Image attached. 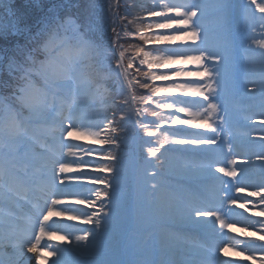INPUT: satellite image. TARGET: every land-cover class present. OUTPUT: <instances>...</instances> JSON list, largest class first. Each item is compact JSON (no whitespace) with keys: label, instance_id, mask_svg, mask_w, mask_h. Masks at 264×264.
I'll use <instances>...</instances> for the list:
<instances>
[{"label":"snow or ice","instance_id":"1","mask_svg":"<svg viewBox=\"0 0 264 264\" xmlns=\"http://www.w3.org/2000/svg\"><path fill=\"white\" fill-rule=\"evenodd\" d=\"M134 4L138 14L129 23L138 25L135 38L141 43L125 48L121 33L124 36L133 35L126 27L117 31L114 26V36L109 38L107 45L91 43L81 36L69 39L60 32L62 25L58 22L57 11L61 5L54 4L43 19L30 26L31 22L20 18L11 21L12 17H16L12 0H0V35L5 33V19H10L13 34L23 37V42H16L10 50H0V69H3L6 61L9 74L19 81L18 93H14L12 99H21L32 111L39 113L48 126L53 141L58 145V150L47 148L36 157V174L44 177L50 167L51 180L40 179L37 184L43 206L37 207L32 215L29 222L31 234L25 231L20 238L9 241L13 252L7 259L0 257V264H31L32 257L28 256L29 253L35 257L36 264H48L47 257L53 258L51 264H78L76 261H69L67 255L88 253L92 242L104 230V225L114 213L112 192L116 191L118 150L128 139L130 124L143 130L148 138H164L163 141L141 138L140 143L141 148L147 146V156L155 158L160 164H163L164 153L177 150L174 147L165 148V144L179 145L197 154H205V162L198 169L204 177V183L189 200L186 212L190 227L207 236L209 241L223 236L224 229L231 232L237 224V221L226 218L222 211L223 205H235L248 211L250 202L231 195L233 191L239 193L252 187L248 196L259 197L258 204L264 205V183H246L249 179L247 169L236 167V156L239 153L234 152L235 146L231 139H225L224 136L230 121L229 110L223 99L225 89L221 66L224 57L204 46L205 26L201 18L205 16V6L202 0H150V3L148 0H134ZM253 5L255 11L264 14V0H247L243 9L246 12ZM214 7L219 13V26L229 31L233 44L237 41L247 44L245 55L256 44L261 49L259 55L264 58V15L259 17L261 23L258 37L253 34L254 26H249L246 17L243 24L235 23L236 0H214ZM20 23L25 26L19 27ZM189 39L192 41L191 45H174L177 40ZM198 39L200 43H197ZM71 41H75L74 46L82 53L100 57L96 71L110 82L108 99L102 102L100 109L91 117L83 116L75 95L67 94L71 88L70 79L75 78L78 69L51 79L45 76L42 89H36L32 82L33 73H43L55 63L54 53L67 48ZM41 56L43 59L37 68L36 61ZM178 64H193L195 67H174ZM181 77H195L196 80H181ZM245 80L246 83L241 84L237 78V90L242 86L246 95H253L257 91L264 94V78L259 83L250 76H245ZM139 89L145 91L138 92ZM37 95L40 98L39 104L34 106L32 99ZM228 95L234 96L236 92L229 89ZM157 109L168 110V114L164 115L163 111ZM149 114L152 119L148 118ZM249 119L253 122L252 118ZM258 123L264 124V114L259 117ZM174 126L204 129L205 132H189L184 127ZM259 138L264 141V134ZM69 140L89 141L100 147L65 143ZM86 156L95 159H85ZM221 158L227 160V163H222ZM260 158L264 159V156ZM144 163L149 165L145 172L150 175L151 190L155 192L159 189L157 178L162 169L152 159H145ZM239 163L248 165L251 161L244 158ZM85 168L90 171H84ZM67 173L76 175H60ZM98 173L109 175L101 176ZM215 173H221L222 177L230 179L224 180L215 176ZM84 184H102L104 187L102 190L88 189L85 194ZM93 194L95 200L91 198ZM97 201L102 203L98 205ZM71 205H87L95 211L74 212ZM252 215L264 217V209L254 211ZM53 216L66 217L69 221L79 220L82 224L94 227L79 229L78 232L82 234L65 232L58 235L59 230L49 223ZM257 224L259 228L255 226ZM240 226L244 231L252 229L253 234L264 233V220ZM45 238L49 241L55 239L70 242L71 246L65 248L60 245H42L41 241ZM257 239L264 241V234L258 235ZM2 243L0 240V244ZM243 244L238 251L248 253V259H264V243L248 240ZM225 250L224 245L216 249L217 253ZM257 252L261 253V257H257ZM93 264L121 262L100 259ZM205 264H217V260L213 257L206 260ZM224 264L231 262L224 261Z\"/></svg>","mask_w":264,"mask_h":264},{"label":"rangeland","instance_id":"2","mask_svg":"<svg viewBox=\"0 0 264 264\" xmlns=\"http://www.w3.org/2000/svg\"><path fill=\"white\" fill-rule=\"evenodd\" d=\"M148 2L150 3V0H148ZM202 3L205 6V11L209 12V14L205 13V16L201 18L205 26L204 46L210 51L218 52L224 57V63L221 66V71L223 73V88L225 89L223 99L227 100V98H229V104H226L227 107H230L228 109L230 117L228 126H231L235 130H237L231 135L227 129L228 126H226L224 133L225 139H231L233 140V142L235 141V139L248 141L252 151L249 152L247 158H249L251 162H262L264 165V159L260 158L261 156H264V141H261L259 138L262 134H264V124L258 123L259 117L264 114V94L257 91L253 95H246L242 86L239 87L238 90L236 88L237 78H239L241 84L246 83L245 76H250L257 83H259L260 80L264 78V58L259 55L261 49H259L256 44H253L251 51H249L248 54L245 55L244 49L247 47V44L240 41H237L235 44H233L229 31L222 29L219 26V13L216 9V11H213V9L215 8L214 0H202ZM246 3L247 0H236V24H243L244 18L246 17L249 26H254L253 34L259 37V27L261 23L259 17L264 14L255 11L254 5L251 7L250 10H247L245 12V10L243 9V5H245ZM54 4L61 5V7L57 11V19L58 22L62 25V27L60 28L62 36H65L69 39L75 36H81L85 40L90 41L91 43H102L107 45L109 38L114 36L112 28L116 26L117 31H120L121 29L126 27L127 29H130L133 33V35L130 36H124L123 32L121 33L122 43H124L125 48H128L129 45L132 44L141 43L138 38H135L137 35L136 28L138 27V25L129 23L133 19V17L138 14L135 9L134 0H12L13 11L16 13V17H12L11 21H15L17 18H20L25 22H31L30 26L34 25L37 21L43 19L44 15L48 12V9L51 8ZM127 13L131 14L127 15ZM4 24L5 33L3 35H0V50H10L12 47H14L16 42L22 43L23 37L20 35L13 34L14 29L11 27L10 19H5ZM18 26L23 28L25 24L20 23ZM197 43H200L199 39L197 40ZM191 44L192 41L190 39L187 41L177 40L174 42V45L177 47ZM74 45L75 41H71L69 46L67 47V50L70 49V47H75ZM64 52L65 50H62V53H54V55L56 56V60L59 61V64L57 62L56 64L53 63L48 66L43 73H35L40 78V84L44 85L45 76L51 79L54 76H63L68 71L78 69L75 78L70 79L71 88L67 92V94L75 95L76 101L80 105L82 115L85 117H91L90 115H95L101 107V100L99 101L98 99H100L101 95L105 93V97L103 98V100L106 101L108 99V90L110 89V82L104 80L102 74H99L96 71V64L100 57L92 53H82L79 49H77L75 51V61L74 64H72L70 62V59L63 55ZM42 59L43 56L37 58V68H39L40 60ZM174 67H185L192 69L195 67V65L178 64L174 65ZM88 76L91 78H89ZM179 79L196 80L195 77H181ZM13 81H17L19 83L18 80L14 79L9 74L7 70V62L5 61L3 69H0V150L7 156H11L13 155V152L18 153L19 151L24 149L25 146L22 143V140L25 137V134L23 132L27 125L24 124L20 126L18 124L16 114L12 109L9 108L7 104H5V101L3 100L4 96L5 99L9 102H11L12 104H16L17 107L24 112V114L28 117L31 122H43L40 114L35 111H32L21 99H12L14 93H18V83L17 85H15ZM89 85L92 86V89L85 92L84 97L81 96L82 89ZM94 88L95 90H93ZM229 89L236 92V95L229 96ZM144 91L145 90L143 89L138 90V92ZM39 99L40 98L38 95L34 96L32 99V104L34 106L38 105ZM96 101L98 102V104H101L94 106V102ZM89 106L93 108L91 110H88ZM143 107L149 106L143 105ZM157 111H163L164 115L168 114V110L157 109ZM88 112L90 113V115H87ZM148 118L152 119L153 117L149 114ZM249 118H252L253 122H250ZM15 125H19V127H16ZM128 127V139L126 143L118 150V172L115 175L116 191L112 193L114 213L110 219H116V221H118V224L115 223L114 225H118V228H114L117 235L116 239L112 242L113 246L110 247L109 252L115 255L117 254V256L121 254L123 241H125L126 235L128 233L127 229L129 228L130 220L132 221L134 219L131 218V206L132 203H134V208L137 207V210L140 212L138 213V216L134 214V216H136L135 222L137 220V224L142 230L147 229L146 233L148 234V236H150V239L148 241L141 240V237L139 236H136L137 238H131V241H133V249H135V253H130L134 256L131 258L128 257L127 254L123 253V255L125 256L124 260L127 262L126 264H145L143 263L142 259H138V253H145L144 256L146 258H150L152 254L151 252L157 251V249L161 252L164 258H168L169 260H174V262H177L179 255L177 253V250L186 252L187 255H190L191 253L196 251L194 250L196 249V246L194 244L183 242V248L180 249L179 247L175 246L174 243V239H179L178 232L183 231L185 229H191L188 223L186 208L178 203L177 196L172 193V191L166 190L164 192H160L159 202H153L156 207H152V204H150V196L148 194V197L145 199V202L141 207V209L146 210L142 212L138 208V205L141 201V194L143 193V188L145 187L144 180L137 179L138 186L134 190L131 180L129 182L127 178L128 171H132L134 167L133 163L129 164V160H135V149L139 150L140 159L139 161H137V167H139L140 174L142 171L145 172V168L149 167V165L144 163L145 159H152L155 163L157 162L159 165H161L159 166L158 164H156L157 167L159 166L158 168L162 169V172L168 176V178L163 177V179L167 181V185L171 186L172 184H177L179 187L181 186V184H183L184 186L187 185V187L198 183L203 184L202 182H204V177L198 171V169L202 166H198V168L191 167L190 165L185 164L182 159H171L173 157L170 156L167 152L164 153L163 164H160L159 161H155V158H149L147 156V146L141 148L140 143L141 138L143 140L159 139L160 141H163L164 138L162 136H159L158 138H148L144 134L143 130L139 129L138 127L134 128L132 124H130ZM174 127H184L189 132H205L204 129H191L187 128V126ZM207 134L210 135L211 133ZM42 135L43 137L41 138V141L38 145L35 146L38 149H43L46 146L51 147L52 145L56 144V142L53 141L52 134L49 129L42 130ZM121 135H123V133H121ZM1 138H3V142H5V140L9 142L7 145H5V148H3L1 145ZM47 140H50V143L46 145L45 142ZM72 141L75 140H69L65 142L70 143ZM74 143H79L87 147H100L99 145H94L91 144L89 141L84 140H80L78 142L75 141ZM156 146L158 147L159 144H157ZM165 146L174 147L169 144H165ZM176 146L178 147L177 150L171 152L172 154L179 155L181 158L184 156L185 152L191 150L183 148V146ZM84 158L95 159V157L87 156ZM123 162L124 165L121 164ZM260 168L264 167H262L261 165L256 167L255 169L257 170ZM2 169L3 176H8L7 169L4 167H2ZM84 171H90V169L85 168ZM253 171L254 169H252L250 172L252 173ZM92 174L96 175L97 173ZM98 175L108 176L109 174L98 173ZM252 175L254 177V179L252 180L254 181L251 182L249 185H260L261 183H264V177H262L260 174L256 173V175ZM215 176H220L224 180L228 178L222 177L221 173H216ZM157 182L160 185L161 181L157 180ZM1 187L2 186L0 185V198L5 194L4 189H2ZM85 187H87V184H84V190ZM102 187V184L97 185V189L102 190ZM180 189L185 190V188L181 187ZM252 190V187L246 188L245 191H243V198L245 200L241 199L243 201L250 202L248 211H245L243 208H238L240 217L245 220L243 224H251L258 220H264V217L252 215L254 211L259 212L264 209V205L258 204L259 197L248 196L247 193ZM232 193H235V191H233ZM91 198L95 200L94 194ZM144 198L145 197H143V199ZM14 201L20 207L27 206V203L20 198H15ZM101 203L102 201H97L98 205ZM254 204L258 206L253 207ZM90 211H95V209L84 207L83 211L79 212ZM122 213H125L126 220L120 215ZM6 218L17 219L15 215H6L4 211H0V222H3V220H5ZM149 218L150 220H148ZM74 221L77 222L79 226L82 225L79 220ZM236 226L238 229H240V231H238V235L242 237V239L240 240L242 247L244 246L243 242H246L248 240H253L256 243H264V241H260L257 239L258 235L264 233L253 234L252 229H249V231H244L242 227H239L238 225ZM255 226L259 228L258 224ZM92 227H94V225L82 226V228ZM98 238L99 237H97L92 242L90 249L95 247L96 242L99 240ZM0 240L3 239L0 237ZM225 241L226 239H224L223 236H220L219 243L217 244L219 246H225ZM44 244L49 243L45 242ZM157 245H161V248L163 250L159 249ZM97 250H99V252H102L103 246L101 245L100 248H98ZM235 251H238V248H235ZM241 254V257H244L246 259L245 264H252V259L247 258L248 253L245 252ZM256 255L257 257H261V253L259 252H257ZM85 256L86 253H71V256L69 254L67 255V259L69 261H77ZM130 259H135L136 263H131L129 261ZM257 259H259L257 260L258 262L254 264H264V259ZM254 260L256 259H253V261ZM165 262H167V260H165Z\"/></svg>","mask_w":264,"mask_h":264},{"label":"bare ground","instance_id":"3","mask_svg":"<svg viewBox=\"0 0 264 264\" xmlns=\"http://www.w3.org/2000/svg\"><path fill=\"white\" fill-rule=\"evenodd\" d=\"M249 73V72H248ZM20 154H18V156H16V158H13V159H10L8 164L10 166H12V170L15 174V177L18 178V179H22L24 181L23 185L27 184V186L29 187L28 188V192L27 194L30 195V196H33V195H39V194H34V193H38V189L37 187L35 186H32V183H35L37 184L39 181H40V178H38L39 180L37 179H34L32 178L31 174H30V171L28 169V166L33 168L36 166L37 164V161H36V157L38 156V154L36 153H30L28 156L25 154V156H19ZM28 163V166H23L24 163ZM260 163V164H259ZM259 163H256L255 161L254 162H251L250 164L248 165H245L248 173H250V171L248 169H254L258 166H261L263 165L262 162H259ZM243 167V166H242ZM258 173H260V175L262 177H264V169H258L256 170ZM48 180V179H47ZM25 187V186H24ZM4 201L9 204L10 202V198L7 197V198H3ZM40 200V207L43 206V201L41 199ZM10 204H14V203H10ZM11 209H16V210H20L22 211V213L26 216V218H24V220L20 221V220H17V219H9V218H6L5 219V222L7 224V226H11V225H15L17 226L20 230H22L23 232L27 231L28 233H31V228H30V220L32 218V215L34 213L33 209L31 210H27V209H24V208H19L18 206L16 205H12ZM56 219H58L57 221H60L62 224H63V228H68L66 226V223H67V219L66 217H60V216H53L49 223L52 224L54 223L55 224V221ZM60 224V223H59ZM58 224V225H59ZM233 229H236L235 227H233ZM66 231V230H64ZM68 232H71L72 230L69 229L67 230ZM75 231V230H74ZM73 232V231H72ZM65 232H62V233H57L58 235H62L64 234ZM3 234H1L0 236H2ZM16 235V234H15ZM6 236V235H5ZM18 236V235H17ZM21 236V235H20ZM20 236H18L20 238ZM202 236L201 235H198V238H201ZM202 239V238H201ZM45 240H48L47 238H45ZM55 240V239H54ZM57 243L56 245H60L62 247H65V248H68L70 247V242H66V241H59V240H55ZM176 244V246H178L180 249L183 248V245L181 242L179 241H175L174 242ZM10 244V243H9ZM235 248L237 247V245H234ZM10 248H8V246H6L4 243L0 244V257L2 258H5L7 259L13 252V248L10 244L9 246ZM225 254L227 256H231V259H228L227 261H230L231 264H234V263H237V264H245L246 262V259L244 257H241L242 254L239 253L238 251H234L232 248H228L227 249V252H225ZM32 254L29 253L28 256L30 257ZM69 255L71 256V254L69 253ZM48 258V257H47ZM46 258V259H47ZM51 259H47L48 260V264H51ZM162 259V257L159 255V254H153L152 256V259L151 261L153 262V264H158L160 263V260ZM233 259V260H232ZM167 261H169V264H195L194 261H190L189 258H187L186 256L183 255V253L180 251L179 252V255H178V261L177 262H174V261H170L168 259H166ZM236 260V261H235ZM257 260L259 259H256L253 261V259L251 260L252 264L258 262ZM165 261V260H164ZM241 262H244V263H241ZM246 264H249V263H246Z\"/></svg>","mask_w":264,"mask_h":264}]
</instances>
